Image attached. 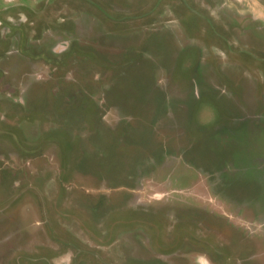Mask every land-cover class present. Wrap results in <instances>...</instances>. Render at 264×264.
Wrapping results in <instances>:
<instances>
[{
    "label": "rangeland",
    "instance_id": "1",
    "mask_svg": "<svg viewBox=\"0 0 264 264\" xmlns=\"http://www.w3.org/2000/svg\"><path fill=\"white\" fill-rule=\"evenodd\" d=\"M0 264H264V0H0Z\"/></svg>",
    "mask_w": 264,
    "mask_h": 264
}]
</instances>
